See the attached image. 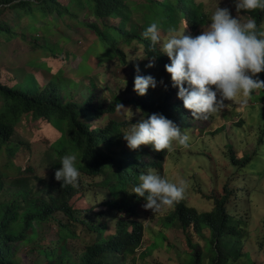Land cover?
Listing matches in <instances>:
<instances>
[{
	"label": "trees",
	"instance_id": "trees-1",
	"mask_svg": "<svg viewBox=\"0 0 264 264\" xmlns=\"http://www.w3.org/2000/svg\"><path fill=\"white\" fill-rule=\"evenodd\" d=\"M1 9L29 15L35 23L46 21V27L42 25L38 29L45 28L48 33L54 25L51 17L65 20L68 14L77 17L79 11H85V26L94 39L84 51V55L90 48L93 52L88 57L92 65L84 76L87 93L82 90L84 83L77 85L60 76L53 77L45 85H41L33 73H26L25 78L13 85L0 79V156H7L5 162L0 163V264H23L18 255L20 246H31L38 253L35 264H135L136 256L138 259L147 250L139 251L146 232L140 220L144 217L140 209L145 201L130 191L139 183V175L148 169L161 174L170 151H155L151 145L130 149L122 131L137 122L141 114L153 112L173 120L182 132L186 127L191 128L190 110L183 107L176 95L177 88L171 85L170 73L164 67L169 62L168 56L160 52L159 45L150 47L142 32L147 25L156 22L163 35L169 27L181 30L182 24L196 34L207 23L203 5L195 0H70L69 4L64 0H0V13ZM251 13L263 30L264 10L255 9ZM14 30L15 26H10L8 20L0 21V34L8 36ZM133 42L142 46L148 61L154 59L153 66L140 74L153 75L157 86L138 95L133 89L136 73H132L130 79L120 80L126 90H131L128 99H121L117 93L112 94L110 101L99 98L95 91L104 88L97 82L102 79L91 77L89 70L114 60L131 66L132 61L123 46L131 47ZM43 49L54 52L48 42ZM101 50L108 53V60H100L96 55ZM258 76L264 80V71ZM27 82L33 84L34 89L26 87ZM76 94L81 101L74 98ZM123 102L139 109L140 116L131 122L110 119L103 127L93 128L88 123L93 117L100 119L107 113H114V106ZM25 116L42 122L44 128L58 135L49 142L42 173H35L34 167L29 165L18 168L20 174L12 176L7 170L15 168L14 158L24 145L17 141L16 135L17 126ZM69 153L77 155L76 166L82 176L102 177L101 184L108 189L109 194L103 199L101 194L95 193L91 208L76 209L72 203L78 194L86 191L82 178L76 187H61V182L54 178L55 170L61 167V156ZM233 154L232 162L236 164L238 160ZM229 196L230 191L224 187L222 196L211 198L213 208L208 212H199L179 200L174 203L173 211L164 217L163 224L178 225L186 235L190 229L199 233L207 228L211 234L209 264L239 263L246 256L243 251L246 224L227 209ZM105 206L112 214L110 220L104 217ZM47 224H54L56 238L41 243L40 229ZM76 239L78 248L71 242ZM187 241L191 245L189 237ZM196 256L195 264H202L199 251Z\"/></svg>",
	"mask_w": 264,
	"mask_h": 264
},
{
	"label": "rangeland",
	"instance_id": "rangeland-1",
	"mask_svg": "<svg viewBox=\"0 0 264 264\" xmlns=\"http://www.w3.org/2000/svg\"><path fill=\"white\" fill-rule=\"evenodd\" d=\"M64 1L70 3V0ZM195 1L203 5L207 17V23L196 34L207 26L210 13L218 4L221 7H229L232 15L237 14L232 0ZM251 11L242 9L240 14L244 15L242 17L244 20L252 19ZM1 13L0 21L5 19L10 26H15L13 34L8 33V36L0 34V79L3 83L13 85L25 78L26 73H33L41 85H45L55 76H60L65 80L75 81L77 85L84 83L82 90L87 93L84 76L88 74L89 66L92 65L88 57L93 52L90 48L88 54L84 55V51L94 36L85 26L84 20L87 21V16H84L85 11H79L77 17H70L71 14H68L65 20L51 17L54 22L51 33L45 28L38 29L44 26L46 21L39 20L35 23L31 21L29 15H23L12 9H1ZM80 21H83V24H80ZM31 22L34 25L29 26ZM184 29L189 33L182 24L181 30ZM45 42L50 43L54 52L43 49ZM123 49L129 59L144 56L142 46L136 42H133L131 47L124 45ZM96 55L103 61L109 59L108 53L104 50ZM93 61L97 62L94 59ZM131 61V66L114 60L110 64L105 62L89 70L91 77L102 79L97 82L104 88L95 91L99 98L110 101L114 93L123 100L131 96V90H126L127 87L120 83V80L130 79L132 73H136L134 64L139 65L140 73L145 72L148 60L144 57ZM27 85L34 89L33 84L27 82L26 87ZM74 98L81 101L80 95L76 94ZM121 104L125 108L107 113L100 119L93 117L87 120L88 123L93 128L103 127L110 119L131 122L134 117L140 116L141 113L128 103ZM188 116L191 128L186 127L183 133L189 136L190 146L182 148L173 142L172 150L163 163L161 175L173 182L183 179L185 192L180 201H185L187 206L199 212L210 211L213 208L211 198L222 196L224 187H227L230 191L227 209L241 217L246 224L243 250L246 256L236 264H264V134L262 135L264 89L254 90L247 98L238 95L235 100L226 101L224 109L209 115L207 119H195L191 116V111ZM237 121H239L238 125L235 124ZM57 135L56 132L44 128L42 122L34 121L29 116L23 117L17 126L16 139L24 145L14 158L15 168L9 167L7 172L17 176L20 174L18 168L23 169L30 165L34 167L35 173H42L47 161L45 153L50 145L49 142H52ZM233 152L238 160L236 164L232 162ZM246 158L249 159L247 162ZM6 159V154H2L0 163H4ZM81 178L86 191L73 199L72 203L76 209L91 208L95 202V193L101 194L102 199L109 194L106 186L101 184L102 177L91 178L81 175ZM174 203L155 214L141 206L140 211L143 210L144 217L140 220L146 232L139 251H143L144 248L147 250L145 255L141 254L138 259L136 256L135 264H195L196 251L200 253L201 263L209 264L211 234L207 228H203L199 233L190 229L186 235L178 225L163 224L164 217L173 211ZM109 212L110 209L105 206L103 214L106 213L104 217L108 220L112 215ZM55 230L54 224L43 226L40 229L41 243L55 239ZM187 236L191 245L188 244ZM71 242L77 248L80 247L78 239ZM139 254L138 252L137 255ZM18 255L23 264H35L39 258L38 253L31 246H20ZM130 261L131 258L129 263Z\"/></svg>",
	"mask_w": 264,
	"mask_h": 264
},
{
	"label": "clouds",
	"instance_id": "clouds-1",
	"mask_svg": "<svg viewBox=\"0 0 264 264\" xmlns=\"http://www.w3.org/2000/svg\"><path fill=\"white\" fill-rule=\"evenodd\" d=\"M232 3L235 16L229 7L218 4L210 13L207 26L196 35L174 27H169L162 35L156 22L147 25L142 32L150 47L159 45L160 52L168 56L169 62L164 67L170 73L171 85L177 88V97L195 119H207L218 113L225 108L226 101L231 102L238 95L247 98L254 90L264 89V80L257 75L264 71V30H260L254 19L244 20V15L240 14L242 9L264 10V0H232ZM153 63L154 59H149L145 67H152ZM134 69L133 89L138 95L157 86L153 75H141L138 64H134ZM114 107L117 111L125 108L121 103ZM122 133L130 149L151 145L155 151H171L173 142L182 148L190 146L189 136L159 112L141 114L137 122ZM76 162L75 153L61 156V167L54 173L61 187L78 185L81 173ZM138 180L130 193L144 198L143 207L154 214L178 202L185 192L183 179L173 182L152 169L141 173Z\"/></svg>",
	"mask_w": 264,
	"mask_h": 264
}]
</instances>
